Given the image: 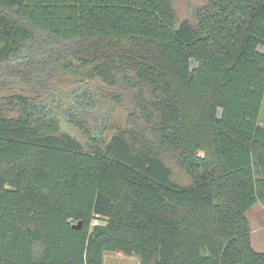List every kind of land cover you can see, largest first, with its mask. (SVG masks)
<instances>
[{"label": "trees", "instance_id": "obj_1", "mask_svg": "<svg viewBox=\"0 0 264 264\" xmlns=\"http://www.w3.org/2000/svg\"><path fill=\"white\" fill-rule=\"evenodd\" d=\"M194 14L179 21L171 0H0V73L45 86L76 59L139 88L131 126L87 145L41 96L9 95L0 264H104L105 252L264 264L247 218L264 205V0H209ZM79 104L70 121L85 129ZM163 150L178 153L189 184L173 180Z\"/></svg>", "mask_w": 264, "mask_h": 264}, {"label": "rangeland", "instance_id": "obj_2", "mask_svg": "<svg viewBox=\"0 0 264 264\" xmlns=\"http://www.w3.org/2000/svg\"><path fill=\"white\" fill-rule=\"evenodd\" d=\"M176 10L178 20H190L195 23V12L203 8L209 0H171ZM83 63V62H82ZM79 60L67 64V67H56L53 75L43 79L45 86L36 85L28 80H23L11 73H0V98L4 106L0 113H10L9 95L21 93L28 96H41L51 107L55 119L59 122L64 133L72 135L85 145L91 142L90 133L101 131L110 138L112 130L120 127L131 126V113L137 107V95L139 88H131L120 83L111 84L105 81L101 75L93 74L90 68L83 67ZM41 67H39L40 72ZM151 97V92L144 91ZM136 96V97H135ZM53 97L56 100L53 101ZM88 107V112L79 117L85 125V129L70 121L69 114L74 106L81 105L79 100ZM261 124L264 125V101L261 111ZM162 157L173 172V180L182 185L189 184L191 178L184 169L178 153L172 150H163ZM251 239L253 247L264 252V205L255 204L248 212ZM101 223V221L99 220ZM104 264H140L139 255H126L121 252H105Z\"/></svg>", "mask_w": 264, "mask_h": 264}, {"label": "water", "instance_id": "obj_3", "mask_svg": "<svg viewBox=\"0 0 264 264\" xmlns=\"http://www.w3.org/2000/svg\"><path fill=\"white\" fill-rule=\"evenodd\" d=\"M75 228H81L82 227V222L80 221L79 223H76L73 225Z\"/></svg>", "mask_w": 264, "mask_h": 264}, {"label": "built area", "instance_id": "obj_4", "mask_svg": "<svg viewBox=\"0 0 264 264\" xmlns=\"http://www.w3.org/2000/svg\"><path fill=\"white\" fill-rule=\"evenodd\" d=\"M99 223V219L98 218H95L92 222L93 225H97Z\"/></svg>", "mask_w": 264, "mask_h": 264}]
</instances>
